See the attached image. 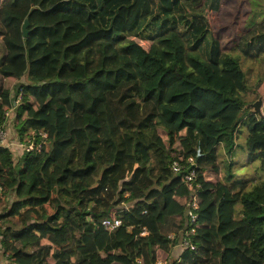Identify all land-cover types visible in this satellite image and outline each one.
Returning a JSON list of instances; mask_svg holds the SVG:
<instances>
[{"label": "trees", "instance_id": "1", "mask_svg": "<svg viewBox=\"0 0 264 264\" xmlns=\"http://www.w3.org/2000/svg\"><path fill=\"white\" fill-rule=\"evenodd\" d=\"M221 2L0 1V126L21 91L16 135L47 133L17 160L0 145L3 264H264V175L235 170L243 149L264 172V104L245 107L264 70L252 88L243 68L264 61V18L231 54L210 30ZM188 157L195 221L172 166Z\"/></svg>", "mask_w": 264, "mask_h": 264}, {"label": "rangeland", "instance_id": "2", "mask_svg": "<svg viewBox=\"0 0 264 264\" xmlns=\"http://www.w3.org/2000/svg\"><path fill=\"white\" fill-rule=\"evenodd\" d=\"M263 18H264V0H222L220 10L218 11L217 14H214L211 19L212 26L210 27V30L213 32V34L217 35L221 39L223 48L228 50L231 54H235L236 50H232V48L234 47L233 46L234 40L243 30L246 29V27L250 22L255 20H261ZM249 64H251V71L248 73L247 76H248V82L250 83V86L253 88L255 87L257 78L259 77L258 73L264 70V61L253 62V63L244 62L243 68L245 70L248 69ZM20 80L25 81V77H21ZM260 90L262 93H264V89L260 88ZM259 95L262 98L261 108L263 111L264 97L261 93ZM255 97L256 96H254L253 91L250 90V92L246 95V99L248 100L247 104L254 101L257 98ZM222 111L223 113H225V111H228L229 113H234L233 111H231V107L229 106L224 108ZM221 113L222 112H220V115ZM228 117L231 118H229L227 124H232V123L235 124L236 120L234 119L233 115ZM222 123L223 124L225 123V119ZM245 136H246V129L243 127V132L236 137V141L239 142L240 144H244ZM220 151L222 154L223 150L220 149ZM221 154H220V158L222 157ZM14 160H16V157L14 158ZM257 164H258L257 161L246 164V156H245V151L243 149H238L235 152V170L242 177L251 178L253 176H263L264 175L263 171L257 169L254 170V167ZM180 249L181 248L177 247V249L173 251L172 257L176 254V252L178 253ZM4 261L5 259L0 254V264H3Z\"/></svg>", "mask_w": 264, "mask_h": 264}, {"label": "built area", "instance_id": "3", "mask_svg": "<svg viewBox=\"0 0 264 264\" xmlns=\"http://www.w3.org/2000/svg\"><path fill=\"white\" fill-rule=\"evenodd\" d=\"M22 97V92L18 91L15 96H13L12 101L5 107L3 116L5 118L4 124L0 126V145L8 148L16 160L23 156L25 153H30L34 151H40L46 143L47 133L43 130L38 132L36 135L35 130H26L22 136H17L13 128V119L15 116V107L20 102ZM172 166L175 170H181L183 173V178L186 184L189 186V198L187 200V214L190 216L191 221H195L197 216L198 203L195 199L193 192H198L200 188V183L195 180V162L193 157H188L185 163H180L178 161H173ZM192 187V188H191ZM1 192V186H0ZM101 224L104 228H114L121 224V219L118 217H102ZM144 232V231H143ZM179 247L181 249L189 247L194 248L195 245L188 238L183 237L179 242ZM1 246V243H0ZM1 252V249H0ZM162 261L159 259L155 260V264H161Z\"/></svg>", "mask_w": 264, "mask_h": 264}, {"label": "water", "instance_id": "4", "mask_svg": "<svg viewBox=\"0 0 264 264\" xmlns=\"http://www.w3.org/2000/svg\"><path fill=\"white\" fill-rule=\"evenodd\" d=\"M26 26H27V19L25 20V22L22 24V30H23V34H26ZM262 105V98L259 95L254 101L250 102L249 104H245V107H248L253 113H256L259 116L263 115V111L261 108Z\"/></svg>", "mask_w": 264, "mask_h": 264}]
</instances>
